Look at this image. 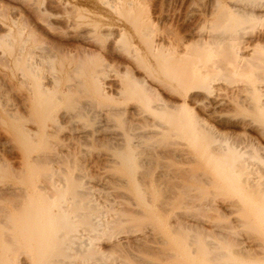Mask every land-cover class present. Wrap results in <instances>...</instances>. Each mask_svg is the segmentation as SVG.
<instances>
[{
  "label": "bare ground",
  "instance_id": "obj_1",
  "mask_svg": "<svg viewBox=\"0 0 264 264\" xmlns=\"http://www.w3.org/2000/svg\"><path fill=\"white\" fill-rule=\"evenodd\" d=\"M10 1L0 264H264V0Z\"/></svg>",
  "mask_w": 264,
  "mask_h": 264
},
{
  "label": "rangeland",
  "instance_id": "obj_2",
  "mask_svg": "<svg viewBox=\"0 0 264 264\" xmlns=\"http://www.w3.org/2000/svg\"><path fill=\"white\" fill-rule=\"evenodd\" d=\"M213 0H145V3H146V6H147V8H148V11H149V15H150V18L151 19H153L155 22H157L156 24H157V27H159L160 29L162 28L163 30H171L172 32H175V31H177V32H180V33H182V31H184V22L183 21H181V20H183V17H184V14L187 12V11H189V9H192V8H196V9H199V10H201V12H203L204 10H206V9H208L207 8V6H209L208 4L210 3V2H212ZM0 5L1 6H3V7H5V8H7V9H10V7H11V5H12V2L10 1V0H0ZM189 5H191V7L189 6ZM203 6H204V8H203ZM190 7V8H189ZM52 10V9H51ZM182 14H183V16H182ZM195 19V18H194ZM194 19H191L190 20V22H192V21H194ZM189 21L187 22V24H189L190 23ZM167 28V29H166ZM161 29V30H162ZM183 29V30H182ZM1 69V68H0ZM108 82H111V81H108ZM6 89V90H5ZM1 90H2V92H1ZM5 90V91H4ZM7 87L6 86H4L1 82H0V103L3 105L5 102H6V100H8V98H10V91L8 90L7 92ZM6 93V94H5ZM3 94V95H2ZM5 94V95H4ZM8 95V96H7ZM3 96H7V97H3ZM224 96V95H223ZM227 99H228V97L227 96H225ZM233 99H237L238 100V98H233ZM3 101H5V102H3ZM1 106V105H0ZM219 109L217 108V110L216 111H218ZM195 111H196V113H198L201 117H203V118H205V119H208V117H207V114H208V112H203V111H198L197 109H195ZM198 111V112H197ZM200 112V113H199ZM217 113V112H216ZM206 114V115H205ZM209 115V114H208ZM206 116V117H205ZM209 120V119H208ZM231 128H229V127H226V129L224 130L225 132H227V133H230V132H232L233 130L231 129ZM262 143V145L264 146V141L263 142H261ZM154 155H151V158L153 159H151L150 158V161L152 162H149L150 163V167L151 168H148V169H151V171L152 172H154V171H156V169L158 168L157 166L158 165H160V170L159 171H161V170H166V172H167V175L166 176H164L165 178L166 177H168V175L170 176V168H171V166H170V163H168V162H166V164L165 165H163L165 162L164 161H162V159H160V158H158V157H156V159H155V156L153 157ZM148 160H149V157H148V159H147V162H148ZM156 162H155V161ZM158 160H159V162H158ZM161 162V163H160ZM163 162V163H162ZM168 163V164H167ZM254 164H253V166H259V165H261V164H264V152H262L261 153V155H260V157H259V159L258 160H256V161H254L253 162ZM152 164H154V165H152ZM158 164V165H157ZM162 165H163V167H162ZM167 166V167H166ZM147 167H149V166H147ZM165 168V169H164ZM167 169H169V170H167ZM157 170V171H158ZM158 171V172H159ZM164 178V179H165ZM164 184L165 183H163V189H165V190H163L162 191V197L164 196V195H166V194H168L169 193V191H170V187L168 186L167 187V185H165L166 186V188L168 189H166L165 188V186H164ZM166 191V192H165ZM163 192H164V194H163ZM160 196V197H161ZM195 203V200L194 201H190V203L189 204H191V203ZM211 213H214V215L216 214V212L215 211H212ZM244 235V234H243ZM243 235H241V236H239V241H238V246H240V247H244V248H246V249H250V247L251 246H249V245H251V243L249 242V240H247V239H245V237L243 236ZM241 239V240H240ZM242 241H243V243H242ZM246 242V243H245ZM248 242V243H247ZM242 243V244H241ZM247 246H249V247H247ZM244 262H240V260H239V262L237 261V264H243Z\"/></svg>",
  "mask_w": 264,
  "mask_h": 264
}]
</instances>
